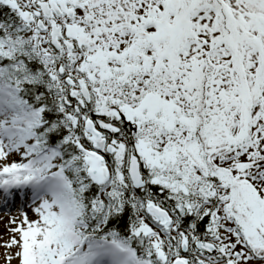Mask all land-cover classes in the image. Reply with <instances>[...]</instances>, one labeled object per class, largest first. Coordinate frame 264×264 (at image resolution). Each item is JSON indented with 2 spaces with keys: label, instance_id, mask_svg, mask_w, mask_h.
Listing matches in <instances>:
<instances>
[{
  "label": "snow or ice",
  "instance_id": "snow-or-ice-1",
  "mask_svg": "<svg viewBox=\"0 0 264 264\" xmlns=\"http://www.w3.org/2000/svg\"><path fill=\"white\" fill-rule=\"evenodd\" d=\"M17 200L6 264H264V0H0Z\"/></svg>",
  "mask_w": 264,
  "mask_h": 264
},
{
  "label": "rangeland",
  "instance_id": "rangeland-1",
  "mask_svg": "<svg viewBox=\"0 0 264 264\" xmlns=\"http://www.w3.org/2000/svg\"><path fill=\"white\" fill-rule=\"evenodd\" d=\"M19 206H20L19 203H15L13 207L10 208V210L5 208L3 209L0 207V245H3L11 237V232L9 231V229L11 227H14V225L9 224V218L19 216V209H20ZM11 212L14 213L10 214ZM2 214H6V216H3ZM8 251H9L8 249L0 246V264H6L5 256L8 253ZM12 264H16V261L13 260Z\"/></svg>",
  "mask_w": 264,
  "mask_h": 264
},
{
  "label": "bare ground",
  "instance_id": "bare-ground-1",
  "mask_svg": "<svg viewBox=\"0 0 264 264\" xmlns=\"http://www.w3.org/2000/svg\"><path fill=\"white\" fill-rule=\"evenodd\" d=\"M15 203H19V204H20V201L17 200ZM15 203H14V204H15ZM14 204L10 205L9 208H12ZM1 208H3V207H1ZM19 208H20V206H19ZM3 209H4V208H3ZM19 211H20V209H19ZM25 211H28V209H25ZM12 213H14V212H11L10 214H12ZM30 214H31V212L29 211V215H30ZM2 215H3V216H6V214H2ZM6 222H8V221H6Z\"/></svg>",
  "mask_w": 264,
  "mask_h": 264
}]
</instances>
